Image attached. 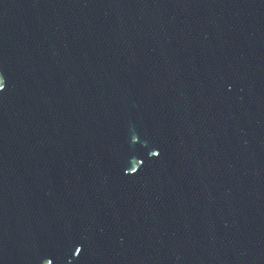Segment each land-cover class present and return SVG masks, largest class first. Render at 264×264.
<instances>
[{"label": "water", "instance_id": "water-1", "mask_svg": "<svg viewBox=\"0 0 264 264\" xmlns=\"http://www.w3.org/2000/svg\"><path fill=\"white\" fill-rule=\"evenodd\" d=\"M0 264H264V0H0Z\"/></svg>", "mask_w": 264, "mask_h": 264}, {"label": "snow or ice", "instance_id": "snow-or-ice-1", "mask_svg": "<svg viewBox=\"0 0 264 264\" xmlns=\"http://www.w3.org/2000/svg\"><path fill=\"white\" fill-rule=\"evenodd\" d=\"M3 87V83H2V81H0V88H2Z\"/></svg>", "mask_w": 264, "mask_h": 264}]
</instances>
